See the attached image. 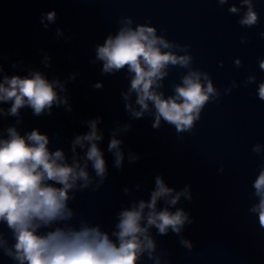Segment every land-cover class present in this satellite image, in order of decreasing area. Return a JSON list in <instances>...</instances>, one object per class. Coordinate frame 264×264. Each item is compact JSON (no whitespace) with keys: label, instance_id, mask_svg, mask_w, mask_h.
<instances>
[{"label":"clouds","instance_id":"9594fccd","mask_svg":"<svg viewBox=\"0 0 264 264\" xmlns=\"http://www.w3.org/2000/svg\"><path fill=\"white\" fill-rule=\"evenodd\" d=\"M216 2L221 6L229 5L227 11L239 16L237 22L241 27L252 28L260 22L255 0H237L239 6L230 0ZM56 18L57 13L52 10L42 16L40 22L44 24L45 19L55 22ZM119 23L115 34L109 33L102 44L96 45V60L103 62L101 74H115L126 69L130 87L121 95L125 110L132 118L142 119L149 113L154 117L153 129H159L163 121L173 126L178 134L191 132L205 107L220 97L209 74L193 68L188 45L158 35L157 28L150 22L133 26V19L125 17ZM44 27L47 28V24ZM260 35L264 37V32ZM244 39L242 37L241 41ZM3 59L0 54V74L4 73ZM258 63L264 70V59ZM235 65L241 66V61L236 59ZM45 66H50L47 57ZM12 67L17 64L13 63ZM173 67L186 69V72L181 75L180 83L172 85L173 94L165 96L161 91L163 81ZM255 82L256 76L250 75L246 84ZM235 86L233 81L232 87ZM93 87L99 89L103 85L97 83ZM57 88L66 91L59 80L50 81L39 71H31L23 77L2 75L0 80V104L10 103L7 110L0 107V121L9 116L16 118L14 125L0 128V226H6L13 241L10 244L0 230V252L14 264H141L145 255L153 264H162L153 228L160 236L169 232L176 235L180 244L190 251L193 243L184 237L183 231L194 221L188 211L176 206L182 197L187 201L193 199L191 185L176 190L168 186L162 174L154 178L150 199H140L130 208L116 213L118 222L111 232L102 230L100 224L91 225L84 220L78 227L69 223L75 216L69 206L75 199V192L92 185L89 162L99 178L93 191L104 183L108 171L104 153L97 143L103 139L97 128L102 117L88 121L90 131L86 134L75 135L70 148L71 162L62 148L50 150L49 136L39 128L23 134L18 131L17 126L23 123L21 109L30 108L33 116L41 117L51 115L53 106L68 105V98H62ZM230 91L231 88L225 89V93ZM133 93L138 110L129 102ZM257 96L264 101V81L258 84ZM67 111H72L70 105ZM130 128V124H125L111 133L108 152L113 155L116 169L123 168L125 159L121 148L123 141L116 138V131L127 132ZM86 144L81 163L77 146L84 149ZM252 151L259 155L264 146L257 143ZM139 159V155H128L129 163ZM136 187L139 190L140 185ZM252 187L257 202L249 211L257 216L259 227L264 229V163ZM124 192L128 194L129 189L125 188ZM161 201L163 207H158Z\"/></svg>","mask_w":264,"mask_h":264}]
</instances>
